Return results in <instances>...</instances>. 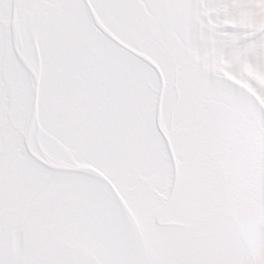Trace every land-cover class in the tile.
<instances>
[{
	"label": "snow or ice",
	"instance_id": "1",
	"mask_svg": "<svg viewBox=\"0 0 264 264\" xmlns=\"http://www.w3.org/2000/svg\"><path fill=\"white\" fill-rule=\"evenodd\" d=\"M0 264H264V0H0Z\"/></svg>",
	"mask_w": 264,
	"mask_h": 264
}]
</instances>
